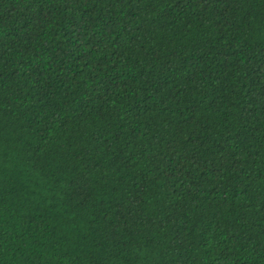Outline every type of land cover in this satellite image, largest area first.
Masks as SVG:
<instances>
[{
    "label": "trees",
    "instance_id": "1",
    "mask_svg": "<svg viewBox=\"0 0 264 264\" xmlns=\"http://www.w3.org/2000/svg\"><path fill=\"white\" fill-rule=\"evenodd\" d=\"M0 133V264H264V0H0Z\"/></svg>",
    "mask_w": 264,
    "mask_h": 264
},
{
    "label": "snow or ice",
    "instance_id": "2",
    "mask_svg": "<svg viewBox=\"0 0 264 264\" xmlns=\"http://www.w3.org/2000/svg\"><path fill=\"white\" fill-rule=\"evenodd\" d=\"M48 152V149L42 147L39 152V160L32 161V167L29 168V171H36L40 173L48 172L51 167V163L46 157L45 153ZM19 153L14 150L12 147H9L6 142V137L3 133H0V200L5 198V188L6 186L11 189L17 187V183L23 185L25 180L30 179L27 173L24 174L22 179L20 177V172H18L17 165L20 164L18 159ZM2 214V212H0ZM2 243V240H0Z\"/></svg>",
    "mask_w": 264,
    "mask_h": 264
}]
</instances>
